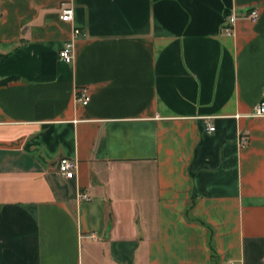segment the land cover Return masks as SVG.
Segmentation results:
<instances>
[{
    "label": "crops",
    "instance_id": "obj_1",
    "mask_svg": "<svg viewBox=\"0 0 264 264\" xmlns=\"http://www.w3.org/2000/svg\"><path fill=\"white\" fill-rule=\"evenodd\" d=\"M10 78L0 264H264V0H0Z\"/></svg>",
    "mask_w": 264,
    "mask_h": 264
},
{
    "label": "built area",
    "instance_id": "obj_2",
    "mask_svg": "<svg viewBox=\"0 0 264 264\" xmlns=\"http://www.w3.org/2000/svg\"><path fill=\"white\" fill-rule=\"evenodd\" d=\"M74 15H75V9L72 5L70 4L62 5L60 11L61 21H63L64 23H71L74 19ZM240 18H246L252 21H256L259 18V12L257 10H252L250 13L237 14L232 12L227 14L222 23V32L227 35H232L234 32L235 24L237 20ZM82 35L83 33L80 29H75L74 31L75 39L81 37ZM59 57L65 63L72 64L74 62V41L67 42L60 49ZM77 100L79 103L83 105H87L90 102V96L88 95L87 90L80 91V93H78ZM255 115L264 117V101H262L258 105ZM206 125H207L206 126L207 132L209 133L215 132L216 129L211 122L208 121ZM76 169H77V162L75 160L66 157H63L59 160L58 170L62 175L67 177H72ZM82 200L90 201L89 195H83ZM90 238H93V236H90Z\"/></svg>",
    "mask_w": 264,
    "mask_h": 264
},
{
    "label": "trees",
    "instance_id": "obj_3",
    "mask_svg": "<svg viewBox=\"0 0 264 264\" xmlns=\"http://www.w3.org/2000/svg\"><path fill=\"white\" fill-rule=\"evenodd\" d=\"M14 79L15 78H10V79H6V80H3V81H0V86L8 84L9 82H11Z\"/></svg>",
    "mask_w": 264,
    "mask_h": 264
}]
</instances>
